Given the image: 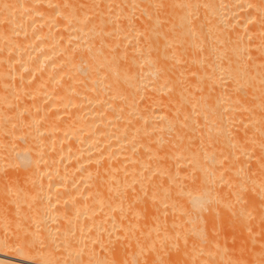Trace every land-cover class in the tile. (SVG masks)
<instances>
[{"label": "bare ground", "instance_id": "obj_1", "mask_svg": "<svg viewBox=\"0 0 264 264\" xmlns=\"http://www.w3.org/2000/svg\"><path fill=\"white\" fill-rule=\"evenodd\" d=\"M138 263L264 264V0H0V264Z\"/></svg>", "mask_w": 264, "mask_h": 264}, {"label": "rangeland", "instance_id": "obj_2", "mask_svg": "<svg viewBox=\"0 0 264 264\" xmlns=\"http://www.w3.org/2000/svg\"><path fill=\"white\" fill-rule=\"evenodd\" d=\"M254 235H255L256 237H253V239H255V238H256V239H257V238H260L259 235H257V234H253V236H254ZM251 244H253V245H251ZM256 244H257L258 246H255V247H254V245H256ZM250 245H251V247L248 245L249 250H250L251 248H252L251 250H253V248H254V250H255V248L258 249V248L261 247V244H258L256 241L251 242ZM245 246H246V245H245ZM246 248H247V246H246ZM137 256H139V258H141V257L143 256V253H142L141 255L138 254ZM138 264H139V263H138Z\"/></svg>", "mask_w": 264, "mask_h": 264}]
</instances>
